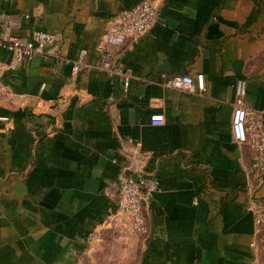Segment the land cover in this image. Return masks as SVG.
<instances>
[{
  "label": "crops",
  "instance_id": "crops-1",
  "mask_svg": "<svg viewBox=\"0 0 264 264\" xmlns=\"http://www.w3.org/2000/svg\"><path fill=\"white\" fill-rule=\"evenodd\" d=\"M139 1L0 0L13 35H55L46 55L1 72L15 104L0 99V264H79L113 251L130 264L257 263L264 222L250 208L264 212V168L253 174L256 153L230 124L238 79L264 124V0H152L151 29L110 47L130 72L125 86L95 44ZM196 73L202 91L165 86ZM125 166L159 180L142 234L108 223Z\"/></svg>",
  "mask_w": 264,
  "mask_h": 264
},
{
  "label": "built area",
  "instance_id": "built-area-1",
  "mask_svg": "<svg viewBox=\"0 0 264 264\" xmlns=\"http://www.w3.org/2000/svg\"><path fill=\"white\" fill-rule=\"evenodd\" d=\"M156 16V8L152 0H141L130 8L121 10L113 19L104 35L96 42L95 50L104 53L108 58L103 67L110 73L124 77L127 86L130 72L121 63L111 61L110 47L120 46L127 41H137L152 27ZM18 23L8 19L0 23V47L4 49L9 59L0 63V99L9 104H15V95L1 79L2 70L14 71L20 64L34 56H44L53 45L55 35L48 31L32 30L27 37H18L12 30ZM80 51V56L85 54ZM80 60L72 62L71 71L75 74L79 69ZM165 86L181 91L195 92L204 89V76L202 73L191 75H177L166 80ZM245 82L238 79L235 83V101L231 115V135L238 142H248L255 151V157L250 165L254 175L259 176L264 168V124L261 120H253L252 114L244 102ZM161 100L151 99L149 105L159 107ZM0 120L7 121L8 117L0 116ZM153 124L163 123L162 113L150 115ZM159 188L158 178L142 170L132 171L128 166L122 168L117 175L112 196L116 197V210L109 215L108 223L115 225L123 233L142 234L146 232L144 208ZM256 224L264 222V212L259 205L251 208Z\"/></svg>",
  "mask_w": 264,
  "mask_h": 264
},
{
  "label": "rangeland",
  "instance_id": "rangeland-1",
  "mask_svg": "<svg viewBox=\"0 0 264 264\" xmlns=\"http://www.w3.org/2000/svg\"><path fill=\"white\" fill-rule=\"evenodd\" d=\"M114 236V235H113ZM115 236H120L118 232H116ZM100 251V250H98ZM106 254H108L106 256ZM124 260V259H123ZM118 261L117 255L113 251V253H105L101 255L100 253L96 254L95 256H87L79 264H130V259H126L124 261ZM256 264H264V246L261 247V250L258 254V261Z\"/></svg>",
  "mask_w": 264,
  "mask_h": 264
}]
</instances>
